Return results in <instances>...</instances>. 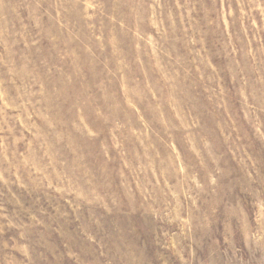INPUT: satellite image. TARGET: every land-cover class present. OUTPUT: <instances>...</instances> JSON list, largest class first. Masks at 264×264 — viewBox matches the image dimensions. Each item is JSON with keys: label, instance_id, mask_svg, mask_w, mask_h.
<instances>
[{"label": "rangeland", "instance_id": "1", "mask_svg": "<svg viewBox=\"0 0 264 264\" xmlns=\"http://www.w3.org/2000/svg\"><path fill=\"white\" fill-rule=\"evenodd\" d=\"M0 264H264V0H0Z\"/></svg>", "mask_w": 264, "mask_h": 264}]
</instances>
